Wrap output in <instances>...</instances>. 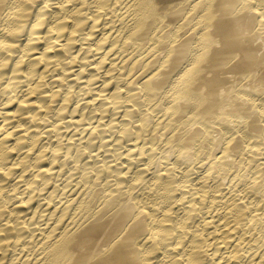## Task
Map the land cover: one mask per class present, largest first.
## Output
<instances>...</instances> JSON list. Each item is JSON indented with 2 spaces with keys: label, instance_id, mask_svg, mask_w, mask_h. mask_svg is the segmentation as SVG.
I'll list each match as a JSON object with an SVG mask.
<instances>
[{
  "label": "bare ground",
  "instance_id": "6f19581e",
  "mask_svg": "<svg viewBox=\"0 0 264 264\" xmlns=\"http://www.w3.org/2000/svg\"><path fill=\"white\" fill-rule=\"evenodd\" d=\"M0 264H264V0H0Z\"/></svg>",
  "mask_w": 264,
  "mask_h": 264
}]
</instances>
